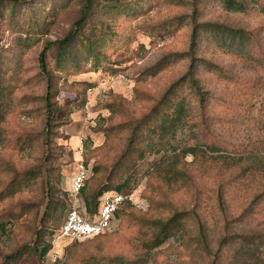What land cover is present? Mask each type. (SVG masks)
I'll return each instance as SVG.
<instances>
[{"label": "rangeland", "instance_id": "374dc122", "mask_svg": "<svg viewBox=\"0 0 264 264\" xmlns=\"http://www.w3.org/2000/svg\"><path fill=\"white\" fill-rule=\"evenodd\" d=\"M27 1L34 5L39 4L42 13H47V34L42 35L37 43L36 39H33L29 42L33 45L25 47L24 50L18 47V42L13 39L4 38L1 44H4V47L10 44L11 49H8L11 53L8 54V59L19 61L22 64V72L29 75L40 71L39 56L43 47L48 42L66 36L80 16L86 0ZM113 1L96 0L97 4L101 3L93 18V25L97 28L88 30L89 33L95 31L97 37L107 34V44L99 46L104 53L99 63L90 60L86 72L72 74L66 78L65 73L57 72L56 46L47 51L50 68H53L60 78V85L57 87V101L60 105L58 117L70 120L61 129L66 136L56 140L66 151L60 159V170L61 187L68 192V205L65 212L58 214L49 224L53 234L52 248L44 260L31 254L24 256L20 264H213V256L219 242L226 234H241L255 227L256 230H264V205L260 206L259 214L254 218H237L247 203L263 188L262 183L255 180L248 185L229 187L228 193L233 199L238 204L243 199L245 206L231 209L227 218L218 205V187L225 186V180L239 171V166H210L199 179L200 191L193 184L168 187L164 194L155 192L152 188L153 195L156 194L155 197L163 203L151 204L143 195V191L148 187V179L156 180L155 171L161 162L172 158L174 153L185 145L199 144L206 147V143L214 142L219 146V151L212 154L235 158L248 156L252 150H257L254 148L256 145H260L259 149L264 147V53H252L258 60L256 69L252 68L247 77L241 76L243 78H239L236 84H229L216 75L209 74L207 79L210 84L206 86L209 93L206 92L208 98L204 104L190 84L181 85L183 75L189 70L190 60L176 56V53L188 49L192 25L186 24L178 30L173 29L164 36H152L150 30H147L149 25L161 20L181 13H190V6L178 4L181 0H124L126 3L122 7H129L125 11L112 13L109 9L101 7ZM201 9L200 21L216 22L234 28L255 27L258 30L259 27L258 36L264 52L263 18L251 19L245 15L224 11L216 0H205L201 3ZM6 34H9V31ZM26 36L27 32L23 37ZM213 38L214 35L207 32L201 46L211 55L222 52L218 44L213 42ZM131 40L132 44L122 47ZM246 44V49L250 48L249 44ZM162 62L166 64L165 67H162ZM230 68L240 74L249 70V67L239 66L235 62L230 64ZM158 69L160 70L156 72ZM26 90L41 96L46 91V83L30 85L23 91ZM176 90L180 92V96L175 94V97L185 101L183 114L173 123L167 124L164 131L153 135L154 138L146 147L144 158L133 171L132 190L127 188L123 192L130 194L132 199L128 202L141 211L144 217L150 219H166L174 209L191 210L197 198L201 199L202 206L198 208L201 220L195 216L191 217L182 231L151 251L142 247V240L148 237L146 230L141 227L139 229L129 221H123L121 214L115 218L112 230L103 237L82 240L70 248V240L56 241V234L70 206L77 205L82 211L84 209L82 195L77 202H73L69 196L76 161L83 158L91 169L92 176L97 161H103L108 166L115 157L117 149L106 146L110 152L98 150L87 162V157L95 148L104 146L106 127L118 123L123 118L112 110L109 103L126 102L129 115L139 118L151 113L153 109L156 110L164 96L167 93L174 95ZM43 102V99L41 102L32 101L22 109H38ZM18 108L16 109L19 110ZM24 113L16 111L9 116L7 122L2 123L3 126L8 124V130L4 143L0 140V153L9 154L13 151L12 146L8 144L12 143V137L15 135L26 129L41 128V116L37 118L36 113ZM35 146L36 149L29 147L18 153V160L23 165L38 163L39 157L46 152L38 143H35ZM76 151L80 154L78 158L75 156ZM192 158V155L187 156L188 160ZM47 167L49 168L50 164L40 169L44 175L47 174ZM101 177L104 180L103 176L97 179ZM34 192H38V189ZM28 194L30 191L25 190L12 199L0 201V249L4 251H11L34 240L37 225L35 218L31 214L24 216L21 219L24 227H17L9 214V205L28 197ZM43 209L44 207L41 212ZM259 223L262 224L257 226ZM205 239L209 242L210 251L203 242ZM233 246L227 247L228 253L225 252L220 264H227L226 257L230 255L229 250Z\"/></svg>", "mask_w": 264, "mask_h": 264}, {"label": "trees", "instance_id": "16d2710c", "mask_svg": "<svg viewBox=\"0 0 264 264\" xmlns=\"http://www.w3.org/2000/svg\"><path fill=\"white\" fill-rule=\"evenodd\" d=\"M216 1L224 11L245 15L251 19L255 17L264 19V0ZM203 2L205 0H181L178 4L190 6L189 8L192 10L190 13H181L161 20L149 25L147 30H150L152 36H164L173 29L178 30L186 24L192 25L188 49L182 53H176V56L186 57L190 60L189 70L183 75L181 85L190 84L189 86L200 95L205 104L208 98L206 92L209 93L206 88L210 84L207 79L209 74L216 75L229 84H236L239 78H243L241 76L247 77L252 72V68L256 69L258 60L252 53L256 55L264 52L260 46L259 27L258 30L255 27L234 28L216 22L200 21L201 3ZM125 3L124 0H114L101 7L109 9L113 13L129 9L128 6L122 7ZM100 4H97L96 0H86L80 16L66 36L60 40L48 42L43 47L39 56L40 71L28 75L22 72V64L19 61L15 62L8 59V54L11 53L8 49L10 44L4 47V44L1 43L5 38L6 40H15L18 42V47H22L23 50L25 47L32 46L33 44L31 45L29 42L36 39L35 43H37L42 35L47 34L48 15L42 13L41 7H38L39 4L34 5L27 0H0V140L4 143L5 134L8 130V124L3 126L2 123L7 122L9 116L16 111L33 115L36 113L35 116L37 118L41 116L42 121L41 128L26 129L12 137V143L8 144V146H12L13 151L11 153H0V187H2L0 189V201H7L18 193L29 190L28 197L9 205V214L17 227H24L21 219L30 214L35 218V224L37 223L32 243L22 244L11 251L0 249V264H20L24 256L31 254L43 261L52 248L51 238L53 234L49 224L58 214H63L68 205V192L61 187L62 175L60 170V159L63 158L66 151L63 145H58L56 140L66 136L61 129L70 120L58 117L60 105L57 101V87L60 85V78L55 74V70L50 68L47 51L52 46H56L57 72L65 73L66 78L72 74L86 72L87 63L90 60L99 63L100 58L104 55L99 46L107 44V34L97 37L95 31L89 33L88 30L97 28L93 25V18L94 12ZM7 31L9 34H6ZM25 32H27V36L24 38ZM207 32L214 35L213 42L218 44L217 46L222 52L211 55L203 50L202 41ZM246 43L249 44L250 48L246 49ZM129 44H132V40L123 44L122 47H127ZM227 59L229 60L227 61ZM234 62L239 66L249 67V70L243 74L235 72L234 69L230 68V64ZM162 63V67H165L166 64ZM42 82L46 83V91L41 96L35 95L29 90L23 91L30 85L38 86ZM174 87H172L173 90ZM179 93L177 90L171 96L170 93H167L156 110L153 109L151 113L149 112L139 118L129 115L126 102L109 103L112 110L123 118L118 123H112L106 127L107 136L104 146L95 148L87 157L88 162L98 150L110 152L111 150H107L106 146L110 149H117L110 165L106 166L103 161H97L93 167L92 176L86 180L81 190L85 203L84 208L89 214L94 215L98 212L101 198L106 192L118 193L127 188L129 191L132 190L133 171L138 167L140 160L144 158L149 141L154 138L153 135L164 131L167 124L173 123L184 112L185 101L175 97V94L180 96ZM41 99L44 102L38 109L34 107L22 109L24 105L32 101L41 102ZM35 143H38L41 148H45L46 152L39 157L38 163L23 165L18 160V153L20 154L21 151L29 147L36 149ZM262 144L264 145V141ZM205 146L202 147L199 144L185 145L174 153L172 158L163 160L155 171L156 180L150 178L147 181L148 187L143 191L145 198L151 204L163 203L155 197L156 194L153 195L152 188L155 192L164 194L168 187L193 184L200 191L199 179L205 175L210 166L220 165L221 168L239 166V171L225 180L226 185L218 187L220 188L217 194L218 205L227 218L231 209H237L244 205L243 199L239 204L233 199V196L228 193V188L248 185L256 180L262 183L263 188L254 195L246 206L244 205V209L237 218L250 219L257 216L260 206L264 205V147L259 149L260 145H256L254 148L257 150H252L248 156L235 158L212 154L214 151H219V146L214 142L206 143ZM188 155H192V160L187 159ZM46 164H50V167H47V174L44 175L40 169ZM100 176H103L104 180L102 177L97 179ZM36 189L38 192H34ZM202 202L201 199L197 198L193 209H174L173 213L166 219L146 218L131 202H128L116 211L115 218L121 214L124 217L123 221H129L139 229L141 227V229L146 230L148 237L142 240V247L151 251L160 247L168 239L175 236L177 232L182 231L191 217L195 216L201 220L202 217L198 208L202 206ZM261 224L259 223L257 226ZM106 234L86 239L100 238ZM79 241L82 240L71 241L69 248ZM203 242L210 251L208 240L205 239ZM230 245L234 246L230 248L231 253L226 257L227 264H264V230H256L255 227L241 234H226L219 242V247L213 256V264H220L223 261L225 252L228 253L226 249Z\"/></svg>", "mask_w": 264, "mask_h": 264}, {"label": "built area", "instance_id": "2783aa9c", "mask_svg": "<svg viewBox=\"0 0 264 264\" xmlns=\"http://www.w3.org/2000/svg\"><path fill=\"white\" fill-rule=\"evenodd\" d=\"M90 176L91 169L86 165L84 159H78L69 194L73 202L80 199L81 190ZM131 199L132 197L128 193L106 192L101 198L98 212L94 215L89 214L85 208L82 211L77 205L70 206L64 222L56 234V241L83 240L111 231L116 211Z\"/></svg>", "mask_w": 264, "mask_h": 264}, {"label": "crops", "instance_id": "0c3cea01", "mask_svg": "<svg viewBox=\"0 0 264 264\" xmlns=\"http://www.w3.org/2000/svg\"><path fill=\"white\" fill-rule=\"evenodd\" d=\"M79 155H80L79 152L76 151V152H75V156H76V158H78Z\"/></svg>", "mask_w": 264, "mask_h": 264}]
</instances>
